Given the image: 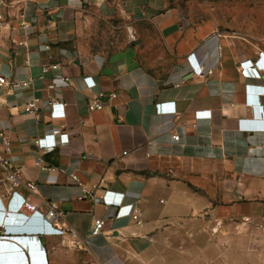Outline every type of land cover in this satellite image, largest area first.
<instances>
[{
	"label": "crops",
	"instance_id": "0c3cea01",
	"mask_svg": "<svg viewBox=\"0 0 264 264\" xmlns=\"http://www.w3.org/2000/svg\"><path fill=\"white\" fill-rule=\"evenodd\" d=\"M166 3L0 0V74L28 82L19 98L0 92V133L21 173L13 188L0 170V197L15 190L13 206L20 197L29 204L8 211L0 201L9 231L0 243L17 255L7 264H39L31 258L37 252L46 264H228L225 252L212 260L207 248L181 254V242L197 247L211 219L264 220V45L252 35L181 25L180 14L156 11ZM20 16L34 20L26 35ZM100 21L123 23L108 30L117 38L104 46ZM51 65L66 79L42 73ZM31 98L41 103L37 116L23 110ZM49 101L63 112L44 106ZM94 101L102 110L87 109ZM165 103L173 114L155 112ZM45 135L57 147L43 161L65 173L35 166L34 141ZM93 191L122 194L136 220L115 219L116 209L94 203ZM49 203L60 212L53 227L75 238L37 235L52 231L30 205L44 214ZM98 220L105 226L91 239ZM255 229L242 264H264V223Z\"/></svg>",
	"mask_w": 264,
	"mask_h": 264
},
{
	"label": "rangeland",
	"instance_id": "374dc122",
	"mask_svg": "<svg viewBox=\"0 0 264 264\" xmlns=\"http://www.w3.org/2000/svg\"><path fill=\"white\" fill-rule=\"evenodd\" d=\"M166 2V7L158 6L156 11L180 14L183 19L181 25L195 27L206 25L219 31L252 35L259 38L264 45V0H166ZM142 28L150 29L147 26ZM99 29L106 32L98 39L100 45L104 46L117 38L108 34V30H123V23L100 21ZM260 223H264V220L238 218L219 222L211 219L197 247L184 241L181 242L179 250L183 254L195 252L197 248L201 250L207 248L209 249L207 255L212 260L218 257L221 251L226 253L228 264H242L249 261L247 254L251 253L248 249L253 248L252 235ZM243 224H247L248 227ZM207 243L210 244V248L207 247ZM214 264H219L218 260Z\"/></svg>",
	"mask_w": 264,
	"mask_h": 264
},
{
	"label": "built area",
	"instance_id": "2783aa9c",
	"mask_svg": "<svg viewBox=\"0 0 264 264\" xmlns=\"http://www.w3.org/2000/svg\"><path fill=\"white\" fill-rule=\"evenodd\" d=\"M51 18L48 19V22L51 23ZM34 23V20L26 21L23 19L22 16H20V23L19 28L20 30L26 35L27 32L32 28V24ZM5 26V17L3 13H0V30ZM189 63L190 67L192 68L193 72L201 76L202 75V69L194 63L193 59L190 58ZM58 66L51 65L48 67H42L41 71L42 73H46L48 71L54 72V78L59 80H65L62 75L58 73ZM28 86V82L26 81H18V80H8L5 76L0 74V92L5 91L7 94H10L11 96H14L15 98L21 97V92L26 89ZM113 96V95H111ZM100 98L103 97V95H99ZM40 101L38 99H28L26 100L23 110L25 113L37 116L38 113L41 110ZM12 106V105H11ZM47 108H50L51 111H54L56 108L62 109L61 112H63V104H60L56 101H49L46 103ZM103 106L99 102H92L88 104L87 109L89 111H95V110H102ZM175 111V108L171 106V103H165V104H156L155 105V112L161 113V114H173ZM63 114V113H62ZM64 116V114H63ZM173 140L177 141L179 139L178 136H173ZM34 145L37 149V153L33 156L34 164L37 168H39L41 171L46 172H54L59 171L61 173H65L64 169H55L45 164L43 161V155L51 152L57 147V143L55 141L54 135H45L42 138H39L34 141ZM13 152H12V146L9 139L0 133V170L4 173L3 181L6 184L11 185L13 188H17L21 184V173L19 169L14 167V158H13ZM71 179L74 181H77V177L75 174L71 175ZM27 189H29L31 192H34L35 186L33 184L26 185ZM81 194L85 195V191L81 190ZM112 195V194H111ZM90 196L93 199V202L96 204H103L107 207H111L116 209V215L115 219H132L136 220L137 216L132 215V209L133 205L124 204L125 197L122 194H113L112 197H110L109 193H105V195L102 198H99L96 196V191H93L90 193ZM19 195L15 190H9L4 198L0 197V201L3 202V206L6 207L9 204V202L16 201L18 199ZM25 205H29L25 198L20 197V200H18L17 204L13 206L14 209L22 210ZM32 209V216H35L37 214L40 215V218L43 219L44 223L51 229L52 232H48L42 229H37L35 232L39 234V236H47V235H54V236H62L64 234H68L70 237L75 238L76 234L74 231L70 230L68 233H65L64 231L60 229H55L53 227L55 218L60 215V212L58 211L57 205L55 203H49L47 205V211L42 214L37 211V205L33 204L30 205ZM12 215V214H9ZM0 224H2V221L0 220ZM105 226V220H98L95 225L90 229L89 238L95 239L99 237L103 231V228ZM0 235L4 236V232L0 230ZM44 252V251H43ZM31 258H34L35 261H39V264H46L45 259V253L44 258L40 255L39 252L36 253V257L31 256ZM33 262V261H32Z\"/></svg>",
	"mask_w": 264,
	"mask_h": 264
},
{
	"label": "water",
	"instance_id": "95a60500",
	"mask_svg": "<svg viewBox=\"0 0 264 264\" xmlns=\"http://www.w3.org/2000/svg\"><path fill=\"white\" fill-rule=\"evenodd\" d=\"M21 244H25V241L20 240ZM12 246L0 243V263L1 264H7V263H13L15 259L17 258V255L13 252L14 250Z\"/></svg>",
	"mask_w": 264,
	"mask_h": 264
},
{
	"label": "clouds",
	"instance_id": "9594fccd",
	"mask_svg": "<svg viewBox=\"0 0 264 264\" xmlns=\"http://www.w3.org/2000/svg\"><path fill=\"white\" fill-rule=\"evenodd\" d=\"M6 210H8V211H10V210H15V209L13 208V201H12V200H11V201L9 202V204L7 205ZM0 230H1L2 232H4V236H7L5 233H9V231H8L5 227H3L2 224H0ZM37 235L39 236V234H37ZM0 237H2V236L0 235Z\"/></svg>",
	"mask_w": 264,
	"mask_h": 264
}]
</instances>
